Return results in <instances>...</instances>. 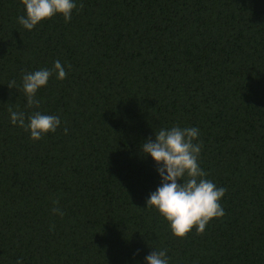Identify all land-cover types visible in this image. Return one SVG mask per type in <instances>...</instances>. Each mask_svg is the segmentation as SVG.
I'll return each mask as SVG.
<instances>
[{
    "label": "trees",
    "instance_id": "16d2710c",
    "mask_svg": "<svg viewBox=\"0 0 264 264\" xmlns=\"http://www.w3.org/2000/svg\"><path fill=\"white\" fill-rule=\"evenodd\" d=\"M75 2L28 30L22 0H0V264H264V0ZM57 60L66 78L28 108L23 75ZM9 109L61 125L34 141ZM174 126L199 129L227 189L225 216L185 238L146 204L162 178L142 144Z\"/></svg>",
    "mask_w": 264,
    "mask_h": 264
},
{
    "label": "clouds",
    "instance_id": "9594fccd",
    "mask_svg": "<svg viewBox=\"0 0 264 264\" xmlns=\"http://www.w3.org/2000/svg\"><path fill=\"white\" fill-rule=\"evenodd\" d=\"M26 7V15L18 17V23L25 29L32 30L46 19L57 14L63 15L65 22L72 19L73 10L77 8L75 0H22ZM83 4L79 8L83 9ZM71 65H69V68ZM58 79L66 78V70L57 60L52 69H40L26 72L23 75V91L27 97L28 108H39L40 101L37 92L46 86L53 73ZM8 87L16 88V81H11ZM10 111L11 123L30 131L31 139L38 141L48 133H55L61 125L57 115L42 114L34 111L27 117L25 113ZM67 134L68 129H64ZM199 129L196 127L160 129L155 133V140L151 138L142 144V152L150 155L159 165L157 171L162 178V184L150 194L147 207H155L170 223L172 233L179 238H185L195 228L196 233L203 234L206 226L214 218L225 216L221 204L227 189L217 187L207 173L200 167L199 159L202 141L199 139ZM185 177H187L185 179ZM52 212L60 216L63 210L58 206L59 200L54 201ZM147 264H169L166 250H155L147 257ZM17 264H21L17 261Z\"/></svg>",
    "mask_w": 264,
    "mask_h": 264
}]
</instances>
